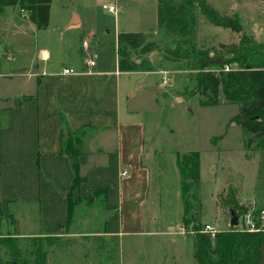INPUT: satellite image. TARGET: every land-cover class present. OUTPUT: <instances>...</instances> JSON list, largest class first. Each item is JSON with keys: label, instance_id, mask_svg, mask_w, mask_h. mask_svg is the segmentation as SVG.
I'll list each match as a JSON object with an SVG mask.
<instances>
[{"label": "rangeland", "instance_id": "obj_1", "mask_svg": "<svg viewBox=\"0 0 264 264\" xmlns=\"http://www.w3.org/2000/svg\"><path fill=\"white\" fill-rule=\"evenodd\" d=\"M208 1L222 14H239L246 34L264 43V0ZM103 4L114 5L117 11L110 13ZM72 13L82 17L83 28L70 33L80 45L83 39L89 40L96 64L106 72H114L117 67L119 33L147 34L148 41L156 42L160 48L148 56L154 71L126 72L118 78L121 109H128L132 120L142 125L146 149L142 161L151 175L149 192L144 197L124 200L125 234L115 237L106 235L105 228L113 214L114 224H120L119 212L109 211L102 197L94 198V202L80 199L63 227L57 222L61 216L47 215L52 226L46 231V218L39 212V204L4 202L0 184V237L19 236L29 249L34 237H42L48 251L47 264H198L193 256V235L183 231L186 235L182 236L179 230L183 203L176 165L178 153H200L202 224L224 231L232 227L231 206L222 201L229 198L230 188L236 190L239 212L264 209V151L248 148L241 127L232 122L239 105L227 104L222 93L219 105H203V97L190 94L197 84L196 71L183 62L161 59L162 51L174 48V39L158 29L157 0H52L50 23L44 30L30 23L21 8L3 9L0 73L5 76H0V108L25 92L26 78L11 74L24 73L35 64L43 66L45 50L53 61L68 62L63 50L70 33L65 25ZM196 40L197 46L214 58L225 51L222 45L238 43L239 34L201 18ZM135 53L132 52L133 57H137ZM231 67L237 69L238 65ZM109 74L111 81L117 79L115 74ZM165 76L169 79L167 84ZM88 132L86 129L82 138L84 152ZM116 135L113 134L115 140ZM95 138L92 146L98 147L102 137ZM104 154L102 159L107 161L108 154ZM149 154L152 157H147ZM1 158V166L10 164L8 145ZM126 170L130 178H135L134 168ZM135 208L137 215H133ZM61 214L66 217V206ZM51 237H58L52 246L46 240ZM173 238L177 242H172Z\"/></svg>", "mask_w": 264, "mask_h": 264}, {"label": "crops", "instance_id": "obj_2", "mask_svg": "<svg viewBox=\"0 0 264 264\" xmlns=\"http://www.w3.org/2000/svg\"><path fill=\"white\" fill-rule=\"evenodd\" d=\"M82 28V17L72 13L65 25L66 32H77ZM2 35L0 30V41ZM91 35H94L93 31ZM83 42L80 45L74 34L70 33L66 49L63 50L67 63L53 61L51 54L45 50L42 54L43 66L35 64L24 73L11 74L26 78L25 92L16 96L15 101L7 102L9 105L0 108L8 109L6 125L0 129V161L4 147L8 145L11 153L10 164H0L1 193L7 203H38L39 212L46 218V222H43L46 231L50 229L47 227L52 226L47 215L51 218L61 216V220L59 218L57 221L61 227L67 218V215L63 218L61 212L64 213L67 207L66 195L78 163L84 181L73 191L74 201L78 202L96 190L105 189L106 208L112 213L119 212L120 216L119 225L114 224L116 214L110 216L105 234L121 237L125 234L122 231L124 200L146 196L151 178L147 164L142 161L146 154L142 125L132 120L128 109L123 112L119 99V75L135 71H120L119 63L114 72L104 71L98 63L92 68L88 67ZM97 66L98 69H95ZM66 68L74 69L77 74L65 75L63 70ZM109 73L115 74L117 79L111 81ZM2 75L5 76L0 73ZM62 115L71 130H90L85 152L78 157L61 154V130L65 127L61 122ZM113 134H117V140ZM97 136H101L103 142L93 147L92 141ZM104 153L108 154L107 161L102 159ZM147 157L152 156L149 154ZM129 167L135 169V178L129 177L126 170ZM179 226L180 234L185 236L181 220ZM172 242H177L176 238Z\"/></svg>", "mask_w": 264, "mask_h": 264}, {"label": "trees", "instance_id": "obj_3", "mask_svg": "<svg viewBox=\"0 0 264 264\" xmlns=\"http://www.w3.org/2000/svg\"><path fill=\"white\" fill-rule=\"evenodd\" d=\"M52 0H0V11L7 7L21 8L27 12L28 20L38 30L47 29L50 23ZM158 29L173 38L174 48L161 52V59L183 62L190 70L196 71L197 84L191 96L204 98L203 105H219L222 93L227 104L240 106L232 122L240 126L248 148L264 151V43L246 34L240 15L222 14L208 0H157ZM211 25L230 29L239 34V42L222 45V55L211 58L209 51L197 46L196 35L200 19ZM149 35L137 32H122L118 35V56L120 71H154L149 55L160 51L156 42L148 41ZM221 50V49H220ZM135 51L137 57H133ZM222 52V51H221ZM220 54V53H219ZM226 54H231L226 57ZM221 59V63L210 60ZM140 59V62H137ZM238 68L225 70L226 65ZM8 109H0V129L6 125ZM259 118V120L257 119ZM61 130V154L79 156L84 154L82 138L85 129L71 130L65 117ZM176 165L180 177L183 212L182 230L194 237V258L198 264H264V230L242 231L233 226L218 231L214 236L204 231L202 216L204 204L201 192V156L197 151L178 153ZM84 181L77 163L75 177L67 198V220L72 218L78 202L73 191ZM87 199L100 197L106 202V190H96ZM229 198L223 199L240 218L247 212H239L236 190L229 189ZM63 227V225H62ZM58 238V237H55ZM46 239L49 245L56 241ZM25 247L19 236L0 237V264H47L48 251L44 249L42 237H34Z\"/></svg>", "mask_w": 264, "mask_h": 264}, {"label": "built area", "instance_id": "obj_4", "mask_svg": "<svg viewBox=\"0 0 264 264\" xmlns=\"http://www.w3.org/2000/svg\"><path fill=\"white\" fill-rule=\"evenodd\" d=\"M102 7L104 10L110 13H115L117 11L114 5L103 4ZM83 47H84V57H85L86 65L90 68L96 66L94 51L90 49V44L88 40H84ZM230 69H232L230 65L225 66L226 71ZM63 73L65 75L77 74V72H75L74 69H70V68L64 69ZM166 74L167 73H165V75ZM167 82H169V79H167V76H165L164 84H167ZM263 225H264V209L262 210L251 209L248 210L245 214H243L239 218L238 228L242 231L257 232L264 230ZM204 231L211 233L213 236L218 232V230H216L215 227L211 224H206L204 226Z\"/></svg>", "mask_w": 264, "mask_h": 264}, {"label": "water", "instance_id": "obj_5", "mask_svg": "<svg viewBox=\"0 0 264 264\" xmlns=\"http://www.w3.org/2000/svg\"><path fill=\"white\" fill-rule=\"evenodd\" d=\"M210 63L216 64V63H221V59H215V60H210ZM259 120V118H257ZM95 199H92L91 202H94ZM231 225L237 227L239 225V217L236 215L234 211L231 212Z\"/></svg>", "mask_w": 264, "mask_h": 264}]
</instances>
